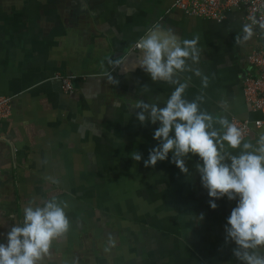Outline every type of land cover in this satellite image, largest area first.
<instances>
[{
  "label": "crops",
  "instance_id": "obj_1",
  "mask_svg": "<svg viewBox=\"0 0 264 264\" xmlns=\"http://www.w3.org/2000/svg\"><path fill=\"white\" fill-rule=\"evenodd\" d=\"M174 1L0 0V98L12 99V116L0 121V243L29 201L55 195L68 204L70 228L40 264H240L224 232L237 201L209 207L199 158L189 154L187 175L171 153L144 166L159 125H141L129 105L143 99L163 107L176 85L136 67L134 47L155 28L181 41L199 36L201 60L192 67L209 83L179 73L188 84L184 98L202 94L201 110L253 123L261 115L244 102L242 81L262 29L238 44L242 11L216 22L187 16ZM118 58L124 62L113 71ZM69 75L79 77L73 95L56 78ZM262 134L252 130L244 141L256 145Z\"/></svg>",
  "mask_w": 264,
  "mask_h": 264
},
{
  "label": "clouds",
  "instance_id": "obj_2",
  "mask_svg": "<svg viewBox=\"0 0 264 264\" xmlns=\"http://www.w3.org/2000/svg\"><path fill=\"white\" fill-rule=\"evenodd\" d=\"M255 25L264 30V22L253 17L242 26L243 35L236 37L235 42L249 41L255 34ZM198 42L199 36L181 41L172 30L155 28L135 45L139 49L136 67L152 81L176 85L163 107L143 99L129 105L141 125L146 122L159 125L153 133L158 145L149 151L144 166L154 167L171 153L170 162L187 175L189 154L198 157L195 171L201 186L207 190L209 207L215 210V201L224 197L237 201L224 228L225 242L235 244L233 256L240 264H264V134L256 145L251 140L245 142L241 129L227 117H214L201 110L202 94L191 101L184 98L188 84L178 78L179 73L193 72L201 78L204 88L209 83L199 68L192 67L201 60ZM123 62L119 58L110 61L115 65L113 71L120 69ZM109 81L113 85L119 83L112 73ZM229 149L239 152L233 154ZM131 159L139 162L142 155L133 152ZM67 208V202L55 195L40 203L29 201L22 210V222L10 228L6 244L0 243V264H40L49 254L53 241L69 231ZM196 218L202 221L204 214Z\"/></svg>",
  "mask_w": 264,
  "mask_h": 264
},
{
  "label": "built area",
  "instance_id": "obj_3",
  "mask_svg": "<svg viewBox=\"0 0 264 264\" xmlns=\"http://www.w3.org/2000/svg\"><path fill=\"white\" fill-rule=\"evenodd\" d=\"M173 9L187 16L216 22L223 21L231 10H238L243 12V25L250 23L253 17L264 22V0H175ZM258 27V25L254 26V28ZM260 34L263 40L262 45L246 55L248 73L242 81V96L250 109L261 115V119L253 123L242 122L235 118L230 120L241 129L244 140L248 138L252 130H264V30L257 33L256 37ZM134 49L139 50L136 47ZM56 78L61 80L62 88L67 95L74 94V83L79 79L78 76ZM11 116L12 99L0 98V121L7 120Z\"/></svg>",
  "mask_w": 264,
  "mask_h": 264
}]
</instances>
